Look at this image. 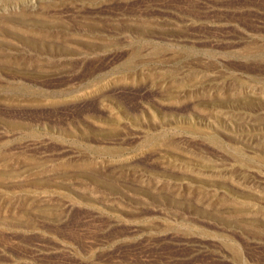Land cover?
<instances>
[{
    "label": "rangeland",
    "instance_id": "374dc122",
    "mask_svg": "<svg viewBox=\"0 0 264 264\" xmlns=\"http://www.w3.org/2000/svg\"><path fill=\"white\" fill-rule=\"evenodd\" d=\"M0 264H264V0H0Z\"/></svg>",
    "mask_w": 264,
    "mask_h": 264
}]
</instances>
